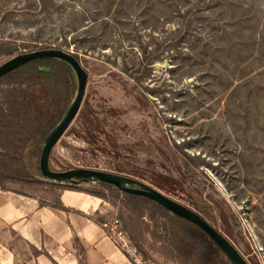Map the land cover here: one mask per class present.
Listing matches in <instances>:
<instances>
[{"label": "rangeland", "instance_id": "1", "mask_svg": "<svg viewBox=\"0 0 264 264\" xmlns=\"http://www.w3.org/2000/svg\"><path fill=\"white\" fill-rule=\"evenodd\" d=\"M51 48L78 56L89 74L84 99L106 133V150L90 152L77 132L86 135L93 117L79 113L55 146L56 171L119 174L116 151L142 165L143 140L152 146L165 134L179 161L194 159L187 186L203 193L194 195L204 218L247 261L264 264V0H0V52ZM12 58L0 56V66ZM110 108L119 116L108 117ZM39 181L3 187L56 202L61 184ZM79 186L103 200L99 220L120 219L145 259L177 264L150 236L143 249L131 238L117 190Z\"/></svg>", "mask_w": 264, "mask_h": 264}, {"label": "trees", "instance_id": "2", "mask_svg": "<svg viewBox=\"0 0 264 264\" xmlns=\"http://www.w3.org/2000/svg\"><path fill=\"white\" fill-rule=\"evenodd\" d=\"M15 54L14 51L0 52V56L4 58H12ZM75 57L79 60L77 55ZM44 68H49L50 71H44ZM117 71H111L109 74L114 78L118 74ZM76 92L77 77L74 70L69 64L58 59L28 62L0 78V188L14 190L3 187L7 182L25 184L34 182L43 185L39 179L44 180L40 170V158L45 139L65 116ZM136 101L145 106L142 99L138 98ZM82 107L79 113L83 117L93 118L85 120L90 124L84 126L86 135L81 136L77 132V137L93 146L90 152L94 153L95 150L103 152L106 150L103 147L106 141L99 138L106 134L102 128L104 120L90 100L84 99ZM130 108L136 111L138 107L133 104ZM120 112L110 108L108 117H118ZM158 129L163 131L161 124H158ZM105 137L112 141L108 134ZM146 144V140H143L141 146L150 157L143 161L142 165L133 164V157L128 156L126 152L121 154L116 151L113 170L146 181L168 196L186 201L191 209L205 217V212L194 195L198 193L202 198L203 193L187 186V181L191 178L189 163H194V159L183 155L187 159V164L179 161L165 134L156 144L152 146ZM152 147L156 160L152 159ZM54 149L49 164L50 168L56 171L52 164ZM120 159L124 161H119ZM172 166L177 174L174 173ZM37 180L38 182H35ZM100 184L109 190H117L118 196H122L123 207L130 224L129 234L141 249L144 248L141 238L148 235L161 247L159 250L177 264H232L196 225L172 214L146 197L122 193L112 185ZM54 205L62 208L58 201ZM220 211L224 212L223 209ZM145 254L149 255L148 252Z\"/></svg>", "mask_w": 264, "mask_h": 264}, {"label": "crops", "instance_id": "3", "mask_svg": "<svg viewBox=\"0 0 264 264\" xmlns=\"http://www.w3.org/2000/svg\"><path fill=\"white\" fill-rule=\"evenodd\" d=\"M79 185H62V208L0 188V264H132L99 220L103 200Z\"/></svg>", "mask_w": 264, "mask_h": 264}, {"label": "water", "instance_id": "4", "mask_svg": "<svg viewBox=\"0 0 264 264\" xmlns=\"http://www.w3.org/2000/svg\"><path fill=\"white\" fill-rule=\"evenodd\" d=\"M43 59H58L66 62L72 67L77 77L76 96L61 122L47 136L43 145L40 158V170L44 180L61 185L81 184L86 182L109 184L120 190L122 193L136 194L146 197L161 205L172 214L196 225L215 243L232 264H249L231 241L222 234L221 231L211 225L202 215L143 180L93 169H76L67 172L53 171L49 164L50 155L81 110L89 78L87 70L82 66L81 62L73 53L51 48L20 54L8 60L0 66V78L28 62ZM43 70L50 71L49 68H44Z\"/></svg>", "mask_w": 264, "mask_h": 264}, {"label": "built area", "instance_id": "5", "mask_svg": "<svg viewBox=\"0 0 264 264\" xmlns=\"http://www.w3.org/2000/svg\"><path fill=\"white\" fill-rule=\"evenodd\" d=\"M104 227L116 247L127 256L132 264H156L143 257L139 248L124 231L120 219L114 218L110 223H105Z\"/></svg>", "mask_w": 264, "mask_h": 264}]
</instances>
